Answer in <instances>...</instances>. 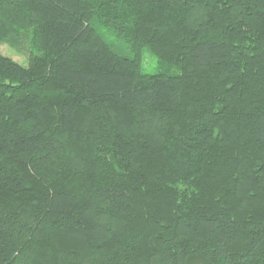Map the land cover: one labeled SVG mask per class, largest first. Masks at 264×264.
<instances>
[{"label": "trees", "instance_id": "16d2710c", "mask_svg": "<svg viewBox=\"0 0 264 264\" xmlns=\"http://www.w3.org/2000/svg\"><path fill=\"white\" fill-rule=\"evenodd\" d=\"M3 43L0 264H264V0H0Z\"/></svg>", "mask_w": 264, "mask_h": 264}, {"label": "rangeland", "instance_id": "374dc122", "mask_svg": "<svg viewBox=\"0 0 264 264\" xmlns=\"http://www.w3.org/2000/svg\"><path fill=\"white\" fill-rule=\"evenodd\" d=\"M0 53L22 66L27 67L25 55L11 48L8 44L3 43L0 45ZM160 72H167L171 75L178 74V70L176 68H168L166 66L159 65L158 60L153 55L144 51L142 53V73L145 75H154Z\"/></svg>", "mask_w": 264, "mask_h": 264}]
</instances>
